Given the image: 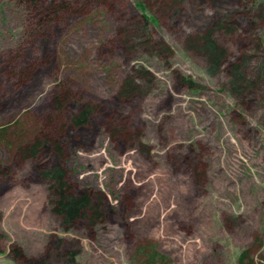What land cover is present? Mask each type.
<instances>
[{
	"label": "rangeland",
	"instance_id": "374dc122",
	"mask_svg": "<svg viewBox=\"0 0 264 264\" xmlns=\"http://www.w3.org/2000/svg\"><path fill=\"white\" fill-rule=\"evenodd\" d=\"M169 1L0 0V264H264V0ZM47 167L92 224L63 226Z\"/></svg>",
	"mask_w": 264,
	"mask_h": 264
},
{
	"label": "trees",
	"instance_id": "16d2710c",
	"mask_svg": "<svg viewBox=\"0 0 264 264\" xmlns=\"http://www.w3.org/2000/svg\"><path fill=\"white\" fill-rule=\"evenodd\" d=\"M37 1V0H32ZM170 4V1L167 0ZM141 8H145V4L143 2L138 3ZM171 5V4H170ZM144 21L139 26L138 30L144 34L142 35H148L149 38V30L148 25L149 23H153V20L156 21V17L150 15L146 16L143 15ZM146 32V33H145ZM214 30H209L205 32L202 36H199V38L195 39V42H192L194 47L197 49H200L203 53L206 62L209 65V68L214 71H217L223 64V62L227 58V51L222 46H220L215 37L213 36ZM127 38H129L132 33L130 31H127L125 34ZM150 41L151 38H149ZM148 44V43H147ZM147 50H145V53L148 51H153L156 48V46H150L148 44ZM242 68L238 64H233L230 67V80L229 85L232 89V91H243L246 89V87L250 88L252 85H254V82L247 81L244 73L242 72ZM137 86H133L131 83H125L123 87V93L131 92L136 88ZM58 99V98H57ZM89 108L84 107L81 111H79L74 117L73 122L76 125L83 124L87 121L89 116ZM43 143H47L48 141L43 140ZM53 147H57V145H51ZM37 147V143L32 145L31 148H27L24 150V155L31 156L37 151L35 148ZM58 149V147H57ZM43 176L45 179H49L51 182V189H52V196L53 197V212L56 214L63 226L66 228V226H72L75 223H77L79 220L88 218L90 223L92 224L95 218L98 216V208H97V202L94 197L95 194L89 192L88 190H78V191H71L69 188L66 187L65 183L63 182L64 179V171L61 168L57 167H47L46 170L43 172ZM17 255H19V252L16 251ZM242 260V258H241Z\"/></svg>",
	"mask_w": 264,
	"mask_h": 264
}]
</instances>
